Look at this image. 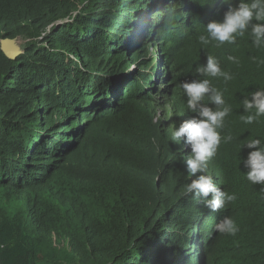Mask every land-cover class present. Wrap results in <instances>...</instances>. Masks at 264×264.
I'll return each mask as SVG.
<instances>
[{
  "label": "trees",
  "instance_id": "16d2710c",
  "mask_svg": "<svg viewBox=\"0 0 264 264\" xmlns=\"http://www.w3.org/2000/svg\"><path fill=\"white\" fill-rule=\"evenodd\" d=\"M222 16L220 0H0V264H264V190L241 160L247 140L264 142V116L241 120L264 88V47L248 33L202 45ZM208 55L233 79L200 76ZM193 78L232 108L233 140L209 168L237 199L219 212L185 194L190 154L143 107L169 88L172 115L189 118ZM225 216L236 235L215 230Z\"/></svg>",
  "mask_w": 264,
  "mask_h": 264
},
{
  "label": "clouds",
  "instance_id": "9594fccd",
  "mask_svg": "<svg viewBox=\"0 0 264 264\" xmlns=\"http://www.w3.org/2000/svg\"><path fill=\"white\" fill-rule=\"evenodd\" d=\"M220 8L223 9L222 19L209 21L205 28L206 34L198 37L202 45L212 42H216L217 47L233 44L237 37L248 33L255 47H264V0H220ZM253 59L258 64H264V59ZM227 60L239 63L232 55H228ZM196 72L204 77H222L225 82L233 79L231 73L222 70L220 61L212 55L206 57V62L198 66ZM150 80L154 81V77ZM181 87L187 98V109L193 115L179 121L169 135L172 142L190 149L185 165L192 178L184 192L210 211L219 212L237 197L235 193L230 194L217 185L208 165L217 155L221 143L233 140L231 134L222 135L225 117L232 112V108L226 104L224 92L208 78H193L182 82ZM242 106L247 115H242L241 120L249 125L257 122L264 116V88L244 96ZM242 147L251 149L246 158H241L246 169V179L264 190V142L260 138H252ZM215 230L234 236L239 226L232 218L225 216L215 225Z\"/></svg>",
  "mask_w": 264,
  "mask_h": 264
},
{
  "label": "rangeland",
  "instance_id": "374dc122",
  "mask_svg": "<svg viewBox=\"0 0 264 264\" xmlns=\"http://www.w3.org/2000/svg\"><path fill=\"white\" fill-rule=\"evenodd\" d=\"M2 40V39H1ZM151 73V77L153 78L155 76L156 80H158V77L163 73V79L166 75V71L162 68V67H158L157 70L154 72L153 69L150 72ZM154 73V75L152 76V74ZM148 74V73H147ZM162 79V81L156 82L155 83V87L158 90V88H161L162 85L164 84V80ZM168 82L171 83V79L169 78ZM154 86V85H153ZM173 87V84L171 83L170 88ZM156 90V91H157ZM169 97H170V89L168 88V93L167 94H158L156 95V101L154 102V104H145L143 105L144 108H151L152 110L150 111L155 117L154 120L159 119V121L161 123L164 124V127L166 128V131L168 133L171 134L172 130L178 126L179 124V119H176L172 113L171 110L169 108L168 102H169ZM178 147H182L183 151L186 152V154H190V149L186 148L183 145H178ZM188 157V156H187ZM184 159V163H185ZM213 160V159H212ZM211 160V163H212ZM209 168V165H208ZM211 168H209V172H211Z\"/></svg>",
  "mask_w": 264,
  "mask_h": 264
},
{
  "label": "water",
  "instance_id": "95a60500",
  "mask_svg": "<svg viewBox=\"0 0 264 264\" xmlns=\"http://www.w3.org/2000/svg\"><path fill=\"white\" fill-rule=\"evenodd\" d=\"M1 48L5 55L9 58H14L17 55V49L13 45L12 41L8 38L1 40Z\"/></svg>",
  "mask_w": 264,
  "mask_h": 264
}]
</instances>
